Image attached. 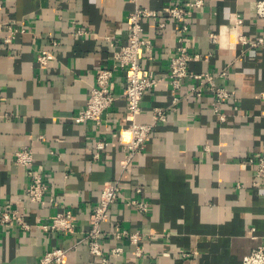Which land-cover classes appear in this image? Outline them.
Segmentation results:
<instances>
[{"label":"crops","instance_id":"obj_1","mask_svg":"<svg viewBox=\"0 0 264 264\" xmlns=\"http://www.w3.org/2000/svg\"><path fill=\"white\" fill-rule=\"evenodd\" d=\"M187 1L0 0V110L11 114L0 117V202L18 207L30 225L0 228V264H34L53 247L73 243L76 248L61 264H241L242 256L264 245V178L257 179L247 163L264 140V43L249 44L264 39L256 0H203L190 12L183 34L177 22L165 19L152 58L140 53L142 73L163 79L144 92L137 120L148 121L155 107L166 108V118L156 124L145 149L125 167L121 163L126 149L115 134L127 124L125 73L114 67L112 52L126 42L127 14L137 6L157 11L142 20L143 32L154 36L164 8ZM236 17L246 45L227 31ZM78 28L87 33L77 37ZM179 45L201 56L189 61L191 73L226 72L216 77L229 92L220 108L225 121L213 113L203 86L202 96L193 93L199 79L186 76L178 89L172 88L168 62ZM42 48L53 53L46 65L36 61ZM102 67L113 69L115 101L100 123L77 124L73 116L85 106ZM98 140L108 144L95 160ZM21 147L32 149L34 167L47 186L40 204L22 194L26 175L13 162ZM115 181L123 189L102 225L103 246L120 244L123 251L101 262L89 254L83 236L100 188ZM50 197L72 211L73 232L42 229L58 209ZM132 197L146 200L147 210L137 212L127 203ZM116 224L142 234L139 256L130 242L111 237Z\"/></svg>","mask_w":264,"mask_h":264},{"label":"built area","instance_id":"obj_2","mask_svg":"<svg viewBox=\"0 0 264 264\" xmlns=\"http://www.w3.org/2000/svg\"><path fill=\"white\" fill-rule=\"evenodd\" d=\"M136 2V0H129ZM203 0H189L185 4H172L163 10L162 17L157 22V34L154 36L146 35L143 32L142 20L158 15L155 10H149L142 7H134L128 12L126 18V42L118 46L113 52L114 67L121 69L125 73V80L122 87V96L126 100L124 117L127 120L125 126H120L116 132V141L123 145L126 149V157L122 160L123 167L135 154L141 153L151 138L152 131L158 122L164 121L166 118V108L155 107L150 113L149 120L140 122L137 117L143 114L141 108V99L144 92L154 88L163 79L156 77L152 73L144 75L142 66L139 61L140 53L144 52L148 59L152 58L153 46L157 38H160L161 32L165 26V19H172L179 25L181 33H186L189 29L187 19L193 10L201 7ZM254 13L257 17L264 18V0H256L254 2ZM241 19L236 17L232 25L227 28L229 34L235 36L236 42L239 44H247L246 36L240 31ZM12 30L10 26H7ZM87 33L86 30L78 28L75 31L77 37H82ZM221 33V32H220ZM210 37L216 41L217 35L211 33ZM11 36L4 39L8 43ZM183 36L178 38L182 41ZM259 43H264L261 37L256 41L249 43L250 46H255ZM57 42L52 40L51 45H56ZM110 46H114L110 40ZM200 54H189L185 46L179 45L175 49V53L170 56L168 67L169 71L167 78L173 89H178L181 86V80L186 76H192L200 80L199 86L192 87L193 93L200 97L205 92L210 95L209 104L215 115L220 121H225L226 116L220 110L221 105L229 97L228 90L216 82L217 76H224L225 71L221 72H201L191 73L188 70V63L191 60L200 58ZM53 58V53L48 48L39 50L36 61L40 65H46ZM113 76L112 68H98L95 72L94 83L90 86L89 95L86 99L85 106L79 110L74 116L75 123H81L86 120H91L95 123L101 122L102 114L107 111L115 101V95L110 87V81ZM203 86L204 89L201 87ZM175 99V98H174ZM176 100V99H175ZM0 117L10 118L11 114L8 111L0 110ZM108 144L105 140L95 142L92 158L97 160L101 156V152ZM14 164L21 166L26 175V183L23 188V196L29 203L40 204L46 194L47 186L43 181L40 170L34 167L33 151L30 147H21L14 152ZM248 164L254 167L257 179L264 178V140H262V150L257 152L255 156L248 158ZM255 181L254 184H257ZM123 189V185L119 181L104 184L100 188V193L95 206L89 217V224L84 233L83 240L86 243L89 254L97 257L101 262H107L110 255H119L123 248L120 244H114L108 248H104L103 241L107 233L103 230L102 225L109 220L110 207L115 202ZM136 193L141 192L139 186L134 187ZM21 202L20 199H18ZM49 202L56 205L58 209L51 217L49 222L41 225L44 230H53L60 233H70L74 231V215L72 211L65 207L64 204L59 205L58 201L53 197L49 198ZM137 212H145L148 208L146 200H140L132 197L127 201ZM16 224L22 229L30 228V225L25 221V213L13 207L7 201L0 202V228L9 224ZM111 237L120 242L125 239L134 246L135 255L139 256L142 253L141 241L143 236L138 231H129L124 228H119L116 224V229L110 232ZM76 243L69 244L67 247L56 246L44 252L34 264H61L64 255L67 251L75 249ZM241 264H264V245H258L251 249L247 254L242 256Z\"/></svg>","mask_w":264,"mask_h":264}]
</instances>
